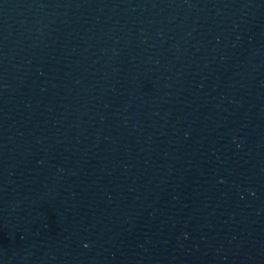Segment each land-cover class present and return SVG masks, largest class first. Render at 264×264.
Wrapping results in <instances>:
<instances>
[{"label":"water","instance_id":"1","mask_svg":"<svg viewBox=\"0 0 264 264\" xmlns=\"http://www.w3.org/2000/svg\"><path fill=\"white\" fill-rule=\"evenodd\" d=\"M0 264H264V0H0Z\"/></svg>","mask_w":264,"mask_h":264}]
</instances>
